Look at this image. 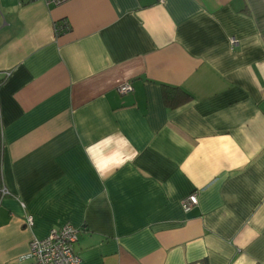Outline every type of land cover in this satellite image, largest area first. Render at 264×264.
<instances>
[{"label": "crops", "instance_id": "1", "mask_svg": "<svg viewBox=\"0 0 264 264\" xmlns=\"http://www.w3.org/2000/svg\"><path fill=\"white\" fill-rule=\"evenodd\" d=\"M65 223L77 264H264V0H0V264Z\"/></svg>", "mask_w": 264, "mask_h": 264}, {"label": "built area", "instance_id": "2", "mask_svg": "<svg viewBox=\"0 0 264 264\" xmlns=\"http://www.w3.org/2000/svg\"><path fill=\"white\" fill-rule=\"evenodd\" d=\"M54 4H59L67 0H48ZM162 1V0H158ZM66 21L56 23L55 28L57 33L67 30L69 27ZM230 45H236V39H230ZM120 92H128L132 90V86L128 82H124L117 88ZM2 193L6 191L2 189ZM197 203L195 193L187 195L181 201L183 211H189L192 206ZM27 223L31 224V217H27ZM79 229L65 223L59 228H53L48 235L42 239H33L29 243L28 252L23 255V259H31L32 264H77L80 262V257L75 251V243Z\"/></svg>", "mask_w": 264, "mask_h": 264}, {"label": "trees", "instance_id": "3", "mask_svg": "<svg viewBox=\"0 0 264 264\" xmlns=\"http://www.w3.org/2000/svg\"><path fill=\"white\" fill-rule=\"evenodd\" d=\"M180 94V98H178V95ZM163 97L165 100V103L169 106H174L180 102H183L189 98V95L180 90L176 87H168L165 86L163 90Z\"/></svg>", "mask_w": 264, "mask_h": 264}, {"label": "bare ground", "instance_id": "4", "mask_svg": "<svg viewBox=\"0 0 264 264\" xmlns=\"http://www.w3.org/2000/svg\"><path fill=\"white\" fill-rule=\"evenodd\" d=\"M120 92V91H119ZM128 92H130V91H128ZM120 93H127V92H120Z\"/></svg>", "mask_w": 264, "mask_h": 264}]
</instances>
